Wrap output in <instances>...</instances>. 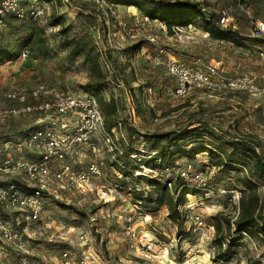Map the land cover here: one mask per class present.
Instances as JSON below:
<instances>
[{
    "label": "rangeland",
    "instance_id": "374dc122",
    "mask_svg": "<svg viewBox=\"0 0 264 264\" xmlns=\"http://www.w3.org/2000/svg\"><path fill=\"white\" fill-rule=\"evenodd\" d=\"M35 1L44 7L41 19L25 21L6 16L0 24V106L16 104L4 98L9 88L16 87L24 92L35 83H46L95 96L81 88L88 80L87 65L82 56L71 61L67 59L69 47L62 46L65 39L87 42L93 46L95 53L106 48L115 53L119 49L141 44L133 54L126 52L117 57V72L125 85V93L116 92L114 95L109 86V91L100 93V96L105 100L111 96L114 98L121 119L128 118V107L132 108L131 125L139 132H177L185 127L192 130L187 138L174 143L171 150L177 153L172 156V162L163 160L167 170L160 179L165 180L169 173L168 177L174 178L176 182L178 168L191 164L192 170L205 173L206 187L185 197L184 202L192 206L183 216L198 214L208 225L211 217L217 213L234 219L239 198V191L235 188L238 186L236 176L242 175L244 170L226 171L210 167L207 163L208 153L189 155L187 152L207 142L229 152L230 149L224 143L239 138L258 143L260 152L264 153V95L194 91L186 99L172 100L165 94V87L171 80L162 68L151 63L152 48L142 37L150 34L158 45L174 50L176 47L175 52L184 61L199 58L204 65L219 60L220 72L224 76L255 74L258 85L264 87V60L258 55L259 50L264 52V38L250 37L251 23L244 12L249 11L252 17L264 20L259 3L256 0H188L199 2L206 17L209 14L217 17L221 9H228L237 33V42L233 43L213 40L209 36L203 38L204 31L196 23L181 33H169L167 29H161L160 21L151 23L140 32V40L133 41L120 31L118 24H124L129 29L133 27L140 15L133 6L116 4L115 0ZM54 20L60 21V24H53ZM196 22L199 23V20L196 19ZM63 28L66 29L65 33L61 32ZM23 49L29 53L25 60L20 58ZM100 67L106 77V69ZM147 87H151V93L146 92ZM37 115L0 118V159L4 155L25 159H30L27 156L30 154L34 158L39 156L35 147L27 142L28 128L24 129L35 116V120L44 116ZM70 118L73 116L59 118L68 130L75 124V120L67 122ZM205 131L214 134H205ZM7 143L9 147L5 149ZM147 143L123 128V137L115 140L117 151L113 147H105L100 139H93L89 145H76L64 161L75 171H81L94 163L99 167L101 176L83 192L69 187L61 189L55 181H50L39 220L26 224L19 217L29 251L24 257V264H55L64 249L69 250L75 258L82 252L95 253L98 255L96 264H180L185 259L187 249L192 247L196 251L193 264H264V250L255 240L244 236L238 246L233 248L225 243L221 251L227 253L228 258L227 261H221L216 258L218 249L213 244V237L210 240L200 239L186 220L177 228L175 223L167 219L165 208L149 214L138 205L129 188L146 191L145 181L117 182L121 177L111 162L116 159L117 153V162L122 163L123 160H119L123 156L120 151L125 153L128 145L132 153H139ZM18 147L22 148L21 152ZM144 173L142 171V177L148 176ZM9 181L22 184L17 175H0V185ZM185 183L193 185L190 175ZM108 184L121 185V189L117 188L110 198L102 200L93 190L94 186ZM256 193L264 209L263 184L256 183ZM7 215L4 214L5 217ZM10 215L16 216L17 213ZM139 215L150 217L146 229H155L158 242L168 249L166 256L156 251L152 253L155 258H146L127 248L124 230L127 220ZM33 231H40L41 235H32ZM80 234L85 236L86 245L79 241ZM22 258L23 255L5 246L0 253V264H21Z\"/></svg>",
    "mask_w": 264,
    "mask_h": 264
},
{
    "label": "built area",
    "instance_id": "2783aa9c",
    "mask_svg": "<svg viewBox=\"0 0 264 264\" xmlns=\"http://www.w3.org/2000/svg\"><path fill=\"white\" fill-rule=\"evenodd\" d=\"M264 13V0H256ZM39 3V2H38ZM35 0H0V24L6 16L25 21H37L41 19L44 7L39 6ZM251 23L250 37L253 39L264 38V21L256 19L247 13ZM157 20H150L146 16L139 15L131 29L124 24H119L120 31L129 39L138 41L139 34L151 23ZM219 25L222 27L231 26V16L227 9H221L219 13ZM233 26V25H232ZM161 29L166 30L162 23ZM187 26H173V33H181ZM205 36H208L205 33ZM146 44L150 45L151 63L155 67H161L169 76L171 83L165 87V94L172 100H183L188 98L194 91L209 93L220 92H249L253 95H264V87L258 85L255 74L224 76L220 72V63L213 61L202 65L199 58H193L190 62L181 60L174 49L157 44L155 37L146 34L142 37ZM28 51L23 49L20 54L21 60L28 58ZM260 59L264 60V52L258 51ZM100 64L106 69L105 81L116 92L125 93V85L117 69L109 66L105 56L100 54ZM151 93V87L146 88ZM4 98L15 105L0 106V118L19 117L25 114L45 115V127L37 128L28 134V142L39 152L36 160L24 158H12L8 155L0 160V175H17L21 178L22 184L9 181L0 185V253L5 246L14 252L23 255L20 260L24 264V257L28 255V245L21 223H34L39 220L44 198L48 192L50 181L64 189L66 187L83 192L90 187L95 179L100 178L101 171L94 164H88L83 170L75 171L64 161L65 156L74 147L92 144L93 139H100L105 147H112L117 151L115 140L123 137L124 125L118 120L115 127L109 131L105 128L104 117L99 109L96 99L88 94L76 93L68 89H60L46 83H37L28 91L19 88H10L4 93ZM72 115L75 124L70 130L66 124L61 123L63 116ZM117 120V118H116ZM133 120V109L128 107V123ZM155 153H151V156ZM145 175H161L163 171L141 167ZM142 171L134 172V175H142ZM169 175V173H168ZM166 174V176L168 177ZM191 176L195 190H202L206 187L205 173L192 170V165L187 164L178 168L177 176L185 183L188 176ZM166 177V178H167ZM170 177V176H169ZM170 187V182L166 183ZM117 187L108 184L107 186H94L96 194L102 200L110 198L116 193ZM191 203H183L179 207L181 215H185L191 208ZM16 212L17 215H10ZM4 214H8L7 217ZM12 216V217H11ZM24 221L21 222L19 219ZM197 232L200 239L210 240L214 237L212 225L205 223L198 214L183 216ZM127 220L125 226L127 248L138 256L155 258L158 251L166 256L168 249L158 242L155 236V229H146L150 217L137 216ZM41 235L40 231H33L32 235ZM80 242L86 245L85 236H78ZM194 247L188 248L185 252V259L180 264H193L195 257ZM195 251V252H194ZM150 253V255H148ZM194 256V257H193ZM55 264H96L98 255L91 252H82L78 258L71 255V252L64 249L60 252ZM37 264V263H35Z\"/></svg>",
    "mask_w": 264,
    "mask_h": 264
},
{
    "label": "trees",
    "instance_id": "16d2710c",
    "mask_svg": "<svg viewBox=\"0 0 264 264\" xmlns=\"http://www.w3.org/2000/svg\"><path fill=\"white\" fill-rule=\"evenodd\" d=\"M114 2L137 8L140 15L163 23L169 33L173 32V26H187L188 24L196 23L213 40L237 42V33L232 25L226 27L219 25L220 11L217 17L211 14L206 17L202 11V5L196 1L115 0ZM79 9L82 8L79 7ZM196 19L199 20V23L196 22ZM53 24L58 25L60 21L54 20ZM61 32L65 33L66 29L63 28ZM62 44L64 48L69 47L67 53L69 61L78 56L83 57V62L87 65L88 69V80L81 88L95 95L93 97L96 99L99 109L103 114L105 128L109 131L116 126L119 120L124 125V128H127L132 133V136H137L143 139L144 142H148L144 147L145 149H141V151H138L139 153H132L130 145L126 147L125 153L120 151V155L123 156L121 157L122 159H119L120 157L118 159L120 161L123 160L122 163L117 162V153L115 154L116 159L111 162V166L119 171L121 178L117 182L123 183L125 180L140 182L144 180L147 186L146 191H138L135 187L129 188L130 193L134 196V200L149 214L155 213L160 208H165L167 219L175 223L177 228H180L185 218L180 214L179 207L184 203L186 196L194 195L197 190L179 178L175 182V179L172 177L162 180L159 174L142 177V175L135 176L134 172L141 171L142 166L149 169H157L159 172L165 168L167 169V166L163 164V160L166 159L170 162L172 156L177 153V151L171 150L175 145L174 143L181 138H187L193 131L185 127L183 130L177 132H139L131 125L132 122L128 123V118L121 119L119 117L118 105L112 96L107 100L100 96V93L109 91V85L106 83L105 76L101 72V64L99 63L100 54L105 56L111 68L117 69L118 55L126 52L133 54L141 44L119 49L115 53L108 48L95 53L93 46L82 41H69L65 39ZM205 134L214 133L212 131H205ZM224 145L230 149L229 152L211 142H207L203 146H198L188 152L185 151L189 155L202 152L208 153L207 163L209 162L208 165L210 167L226 171H240L241 168L244 170L242 175L236 176L238 186L235 188L239 191V198L235 218L231 219L228 215H222L221 213H217L211 217L210 225H212L215 232L213 244L218 249L216 258L221 261H227L228 258L227 253H222L221 251L222 245L226 243L229 248L236 247L244 236L258 242L264 250V209L256 193V183L264 185V153L260 152V145L258 143L250 140L237 138L230 143H224ZM151 153L155 154L151 156ZM137 156L140 157L137 159ZM167 182H170V187L166 186ZM115 186L121 189V185L115 184Z\"/></svg>",
    "mask_w": 264,
    "mask_h": 264
},
{
    "label": "crops",
    "instance_id": "0c3cea01",
    "mask_svg": "<svg viewBox=\"0 0 264 264\" xmlns=\"http://www.w3.org/2000/svg\"><path fill=\"white\" fill-rule=\"evenodd\" d=\"M228 10V9H227ZM229 11V10H228ZM244 12H245V14H247L249 11H246V10H244ZM255 18V17H254ZM256 19H258V18H256ZM260 20H262V19H260ZM262 21H264V20H262ZM234 28V27H233ZM205 33H203V38H207L208 36H205ZM176 41V40H175ZM175 50L177 51V49H176V47H175ZM259 51H262V50H259ZM177 54V53H176ZM177 56H178V54H177ZM179 57V56H178ZM217 62H219L220 63V68H221V62L219 61V60H216ZM211 62H213V61H211ZM159 68H161V67H159ZM163 69V68H162ZM164 70V69H163ZM165 71V70H164ZM166 73V72H165ZM35 84H37V83H35ZM34 86V85H33ZM32 86V87H33ZM31 87V88H32ZM11 88H16V87H11ZM30 88V89H31ZM10 89V88H9ZM34 115V114H33ZM38 116V115H37ZM36 119V116L33 118V120H32V122L29 124V125H27V126H25L24 127V129L25 130H27V128H28V134L31 132V131H33V130H35V129H37V128H41V127H39V126H43V125H45L46 124V118H45V115L44 116H41V118H37V120H35ZM68 121V123H70V120H74L73 118L71 119H67ZM40 123H44V124H40ZM31 126H32V128H31ZM28 134H27V137H26V139L28 140ZM28 142V141H27ZM8 144L9 143H7L6 145H5V149L6 148H8L9 146H8ZM21 148V147H20ZM20 148L18 147V149H19V152H21V150H20ZM22 149V148H21ZM28 156V158H30V159H27V160H31V161H33V160H36L37 158L35 157H33L32 156V154H30V155H27ZM3 157H5V155L3 156ZM18 158H24V157H21V156H15V159H18ZM25 159V158H24ZM1 160V159H0Z\"/></svg>",
    "mask_w": 264,
    "mask_h": 264
}]
</instances>
